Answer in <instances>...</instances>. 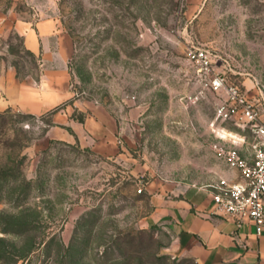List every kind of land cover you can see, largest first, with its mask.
<instances>
[{
	"label": "rangeland",
	"instance_id": "obj_1",
	"mask_svg": "<svg viewBox=\"0 0 264 264\" xmlns=\"http://www.w3.org/2000/svg\"><path fill=\"white\" fill-rule=\"evenodd\" d=\"M42 4L73 41L77 97L117 119L124 155L43 141L51 113L0 110V264H200L165 252L170 238L159 225L142 226L153 208L144 186L154 179L203 185L234 175L216 152L221 141L211 127L222 98L201 86L187 51L209 47L230 63L229 81L264 93V0ZM0 60L19 76L37 75L36 57L13 31L0 34Z\"/></svg>",
	"mask_w": 264,
	"mask_h": 264
},
{
	"label": "crops",
	"instance_id": "obj_2",
	"mask_svg": "<svg viewBox=\"0 0 264 264\" xmlns=\"http://www.w3.org/2000/svg\"><path fill=\"white\" fill-rule=\"evenodd\" d=\"M42 1L0 0V34L13 31L37 59L36 76H19L14 65L0 60V110L38 117L51 113L43 141L80 142L99 155L121 158L117 119L107 107L77 97L69 69L73 41L59 20L46 14ZM75 113L83 114V120ZM233 171L226 178L237 179ZM144 190L153 208L142 226L159 225L168 232L165 252L187 255L200 264H264V230L258 235L253 223L238 224L217 212L210 184L154 179Z\"/></svg>",
	"mask_w": 264,
	"mask_h": 264
},
{
	"label": "built area",
	"instance_id": "obj_3",
	"mask_svg": "<svg viewBox=\"0 0 264 264\" xmlns=\"http://www.w3.org/2000/svg\"><path fill=\"white\" fill-rule=\"evenodd\" d=\"M187 59L201 86L222 98L211 123L214 135L223 142L217 144L216 152L239 174L235 180L221 177L210 184L215 210L238 224L253 223L260 235L264 230V93L251 94L242 85L229 81L230 63L216 59L209 47H190ZM218 61L221 69L216 68ZM217 120L230 121L253 138L228 130Z\"/></svg>",
	"mask_w": 264,
	"mask_h": 264
},
{
	"label": "trees",
	"instance_id": "obj_4",
	"mask_svg": "<svg viewBox=\"0 0 264 264\" xmlns=\"http://www.w3.org/2000/svg\"><path fill=\"white\" fill-rule=\"evenodd\" d=\"M31 53V52H30ZM32 54V53H31ZM33 55V54H32ZM34 56V55H33ZM0 260L1 261H6V259H5V255L4 254H2V249H1V247H0Z\"/></svg>",
	"mask_w": 264,
	"mask_h": 264
}]
</instances>
